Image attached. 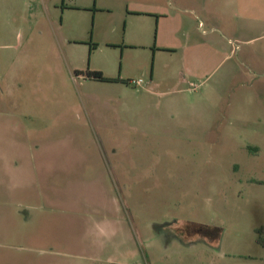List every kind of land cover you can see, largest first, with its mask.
<instances>
[{
  "label": "rangeland",
  "instance_id": "obj_1",
  "mask_svg": "<svg viewBox=\"0 0 264 264\" xmlns=\"http://www.w3.org/2000/svg\"><path fill=\"white\" fill-rule=\"evenodd\" d=\"M260 237L264 0H0V264H264Z\"/></svg>",
  "mask_w": 264,
  "mask_h": 264
},
{
  "label": "trees",
  "instance_id": "obj_2",
  "mask_svg": "<svg viewBox=\"0 0 264 264\" xmlns=\"http://www.w3.org/2000/svg\"><path fill=\"white\" fill-rule=\"evenodd\" d=\"M76 73H81V72H76ZM86 75L89 77V78H92V79H97V80H102V81H111V79H109L108 77H105L101 71H98V70H87L86 71ZM257 233L259 235L262 234V229H258ZM258 242L261 243L262 245H264V238L260 237L258 238Z\"/></svg>",
  "mask_w": 264,
  "mask_h": 264
},
{
  "label": "built area",
  "instance_id": "obj_3",
  "mask_svg": "<svg viewBox=\"0 0 264 264\" xmlns=\"http://www.w3.org/2000/svg\"><path fill=\"white\" fill-rule=\"evenodd\" d=\"M142 80L141 79H138V80H132V82L131 83H133L134 85H141L142 84Z\"/></svg>",
  "mask_w": 264,
  "mask_h": 264
}]
</instances>
